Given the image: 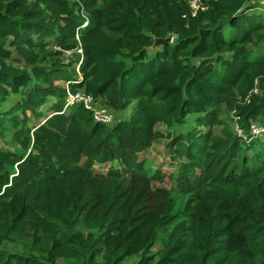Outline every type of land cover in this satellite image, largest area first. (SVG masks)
Masks as SVG:
<instances>
[{"label":"trees","instance_id":"1","mask_svg":"<svg viewBox=\"0 0 264 264\" xmlns=\"http://www.w3.org/2000/svg\"><path fill=\"white\" fill-rule=\"evenodd\" d=\"M189 1L0 0V264H264V0ZM80 90L130 118L68 108ZM159 139L175 193L139 159Z\"/></svg>","mask_w":264,"mask_h":264},{"label":"rangeland","instance_id":"2","mask_svg":"<svg viewBox=\"0 0 264 264\" xmlns=\"http://www.w3.org/2000/svg\"><path fill=\"white\" fill-rule=\"evenodd\" d=\"M264 3V2H263ZM263 11V10H261ZM264 53V52H263ZM67 61V59L65 60ZM20 99L19 96H11L9 99V104L6 106L7 108H10L14 103H16L18 100ZM53 102V101H52ZM11 103V104H10ZM53 103L47 104L46 106H43L41 108V110L44 112V114L48 115L50 113L49 108L51 107ZM103 107H105L104 102L102 101ZM109 112L113 115V120L110 122V126L115 125L117 122L123 121V120H127L130 118L131 116V111L127 110V111H116L113 110L111 108H108ZM193 118H191L188 121V124L182 126V127H176L174 129H168L167 127H165L163 124H159L156 129L163 132L165 135H176V134H180V133H185L187 131H189L191 128L195 127V123L193 122ZM225 120L231 125L232 128H234L233 130L236 131L237 133H242L241 130L238 128V126H236L235 122L230 121L229 118L225 117ZM201 131H207L206 129L201 130ZM219 128H215L214 133H219ZM170 140L168 139H159L157 140L153 147L145 152L139 155V159L144 161L145 163V174L147 177H152L153 175H155L156 173H158L160 171L161 174H164L166 176L164 183L163 182H159L156 184L157 187L159 188H163V189H167L170 190L172 193H175L177 191L176 189V183L172 180V175H175L178 171H179V167L181 165V163L184 160H175L173 158V156L171 155L170 151L168 150V144H169ZM0 148H4V149H8L11 151L15 150V144L10 141L7 140V142H4L0 139ZM113 169H122L120 167V164L117 162L114 163H109V164H104V165H100V164H96L93 168V171L95 174L100 175V176H104L107 177L109 175V172L112 171ZM120 180L122 181L123 187L127 189L128 187V182L125 181L122 177H120ZM181 200L178 199L176 201V205H180ZM202 207L200 201L198 199H196L193 203H191L188 207V210H192L194 213H196L198 210H200ZM177 223H181L180 220H178L176 222ZM180 224L177 226L179 227ZM174 225L171 226L168 230L167 233H169L170 231H172L174 229ZM167 233L161 231L159 236L160 238H163ZM161 244L158 242L156 244V246L152 249V251L150 252L149 255H155L157 253V251L161 248L160 246ZM6 250L10 251V252H19L20 251V247L17 244L14 243H7ZM60 264H80L78 262H64V263H60ZM128 264V263H126Z\"/></svg>","mask_w":264,"mask_h":264},{"label":"built area","instance_id":"3","mask_svg":"<svg viewBox=\"0 0 264 264\" xmlns=\"http://www.w3.org/2000/svg\"><path fill=\"white\" fill-rule=\"evenodd\" d=\"M189 5L193 16H196L199 11L206 9L205 2L203 0H190ZM74 53L82 55L83 51L81 48L77 49L76 51H70V50L65 51V54L67 56L66 58L73 57ZM82 77H83L82 74L79 72V79H81ZM66 102L68 108L75 107L78 105H83L87 110L92 112L94 120L97 123L109 125L110 122L113 120V115L109 112L106 106L103 107L101 100L95 99L94 96L86 93L84 90H80L76 93H71L69 91L68 96L66 98ZM251 131L252 134L256 136H261L264 132V126H259L258 124H254L252 126ZM242 133H238V134H242Z\"/></svg>","mask_w":264,"mask_h":264},{"label":"water","instance_id":"4","mask_svg":"<svg viewBox=\"0 0 264 264\" xmlns=\"http://www.w3.org/2000/svg\"><path fill=\"white\" fill-rule=\"evenodd\" d=\"M173 41H174L173 35H169L167 38H155L154 43L151 46V50H155L160 47H165L166 45L173 43Z\"/></svg>","mask_w":264,"mask_h":264},{"label":"clouds","instance_id":"5","mask_svg":"<svg viewBox=\"0 0 264 264\" xmlns=\"http://www.w3.org/2000/svg\"><path fill=\"white\" fill-rule=\"evenodd\" d=\"M83 76V75H82ZM110 126V125H109Z\"/></svg>","mask_w":264,"mask_h":264}]
</instances>
